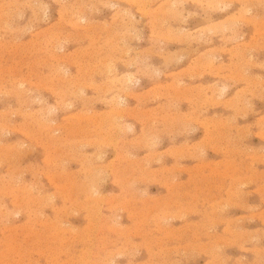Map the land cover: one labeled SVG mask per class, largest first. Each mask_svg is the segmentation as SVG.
I'll return each mask as SVG.
<instances>
[{"label":"rangeland","instance_id":"obj_1","mask_svg":"<svg viewBox=\"0 0 264 264\" xmlns=\"http://www.w3.org/2000/svg\"><path fill=\"white\" fill-rule=\"evenodd\" d=\"M258 1L0 0V264H264Z\"/></svg>","mask_w":264,"mask_h":264},{"label":"bare ground","instance_id":"obj_2","mask_svg":"<svg viewBox=\"0 0 264 264\" xmlns=\"http://www.w3.org/2000/svg\"><path fill=\"white\" fill-rule=\"evenodd\" d=\"M54 1V3H55V0H53ZM76 1V0H75ZM223 1V0H222ZM229 2H230V0H228ZM232 1V0H231ZM260 1V0H259ZM258 1V2H259ZM3 2V1H2ZM15 2H17V1H15ZM14 2V3H15ZM109 2V1H108ZM152 2V1H151ZM180 2V1H179ZM186 2V1H185ZM240 2V1H239ZM1 3V2H0ZM22 3V2H21ZM72 3V2H71ZM171 3H173V2H171ZM200 3V2H199ZM29 4V3H28ZM27 4V5H28ZM33 4V3H32ZM45 4V3H44ZM76 4V3H75ZM198 4V3H197ZM206 4V3H205ZM227 4V3H226ZM245 4V3H244ZM12 5V4H11ZM14 5V4H13ZM20 5V4H19ZM26 5V6H27ZM61 5H62V3H61ZM142 5V4H141ZM167 5H168V3H167ZM207 5V4H206ZM260 5V4H259ZM25 6V7H26ZM53 6V5H52ZM78 6V5H77ZM115 6V5H114ZM173 6V5H172ZM219 6V5H218ZM223 6V5H222ZM264 6V5H263ZM9 7V6H8ZM15 7V6H14ZM22 7V6H21ZM29 7H30V4H29ZM45 7V6H44ZM107 7V6H106ZM181 7H182V5H181ZM67 8V7H66ZM95 8V7H94ZM93 8V9H94ZM183 8V7H182ZM205 8V7H204ZM1 9V8H0ZM6 9V8H5ZM47 9V8H46ZM45 9V10H46ZM63 9H65V8H63ZM32 10V9H31ZM76 10V9H75ZM99 10V9H98ZM97 10V11H98ZM218 10V9H217ZM64 11V10H63ZM69 11V10H68ZM79 11V10H78ZM84 11V10H83ZM161 11V10H160ZM240 11V10H239ZM239 11H238V14H239ZM11 12V11H10ZM10 12H9V15H10ZM59 12V11H58ZM71 12V11H70ZM77 12V11H76ZM122 12V11H121ZM149 12V11H148ZM169 12V11H168ZM196 12V11H195ZM69 13V12H68ZM74 13V12H73ZM99 13V12H98ZM124 13V12H123ZM122 13V14H123ZM164 12H162V14H163ZM170 13H173V12H170ZM192 13V12H191ZM246 13V12H245ZM66 14V13H65ZM263 14V13H262ZM126 15V14H125ZM188 15V14H187ZM204 15V14H203ZM244 15V14H243ZM253 15V14H252ZM85 16V15H84ZM116 16V15H115ZM147 16V15H146ZM260 16V15H259ZM14 17V16H13ZM34 17V16H33ZM61 17V16H60ZM72 17V16H71ZM163 17H164V14H163ZM169 17V16H168ZM238 17V16H237ZM254 17V16H253ZM59 18V17H58ZM162 18V17H161ZM184 18V17H183ZM230 18V17H229ZM1 19V18H0ZM13 19V18H12ZM114 19V18H113ZM232 19V18H231ZM238 19V18H237ZM37 20V19H36ZM35 20V21H36ZM40 20V19H39ZM78 20V19H77ZM96 20V19H95ZM158 20V19H157ZM175 20V19H174ZM233 20V19H232ZM254 20V19H253ZM47 21V20H46ZM61 21V20H60ZM0 22H2V21H0ZM3 22H4V18H3ZM21 22V21H20ZM64 22V21H63ZM88 22V21H87ZM121 22V21H120ZM173 22V21H172ZM32 23V22H31ZM89 23V22H88ZM102 23V22H101ZM163 23V22H162ZM261 23V22H260ZM69 24V23H68ZM116 24V23H115ZM262 24V23H261ZM264 24V23H263ZM262 24V25H263ZM5 25H6V23H5ZM4 25V26H5ZM111 25V24H110ZM120 25V24H119ZM11 26V25H10ZM58 26V25H57ZM133 26V25H132ZM234 26V25H233ZM5 27H7V26H5ZM97 28H98V26H96ZM122 27H124L123 26V24H122ZM10 28V27H9ZM31 28V27H30ZM70 28H71V26H70ZM80 28V27H79ZM217 28V27H216ZM223 28H224V26H223ZM23 29H25V28H23ZM84 29V28H83ZM88 29V28H87ZM116 29V28H115ZM85 30H86V28H85ZM113 30V29H112ZM183 30V29H182ZM194 30V29H193ZM203 30V29H202ZM92 31V30H91ZM126 31V30H125ZM264 31V30H263ZM13 32V31H12ZM11 32V33H12ZM123 32V31H122ZM121 32V33H122ZM167 32V31H166ZM172 32V31H171ZM203 32V31H202ZM210 32V31H209ZM224 32V31H223ZM20 33V32H19ZM18 33V34H19ZM56 33V32H55ZM92 33V32H91ZM108 33H110V32H108ZM151 33V32H150ZM149 33V34H150ZM176 33V32H175ZM207 33V32H206ZM8 34V33H7ZM33 34V33H32ZM95 34V33H94ZM236 34V33H235ZM75 35H76V32H75ZM105 35H107V34H105ZM114 35V34H113ZM200 35V34H199ZM96 36V35H95ZM123 37V36H122ZM157 37L158 38H161V37H159L158 35H157ZM2 38V37H1ZM58 38V37H57ZM93 38V37H92ZM133 38V37H132ZM227 38V37H226ZM235 38V37H234ZM260 38V37H259ZM66 39V38H65ZM117 39V38H116ZM170 39V38H169ZM173 39V38H172ZM41 40V39H40ZM50 40V39H49ZM75 40V39H74ZM132 40V39H131ZM137 40V39H136ZM222 40V39H221ZM230 40V39H229ZM228 40V41H229ZM14 41V40H13ZM35 41V40H34ZM67 41V40H66ZM110 41V40H109ZM126 41V40H125ZM130 41V40H129ZM138 41V40H137ZM150 41V40H149ZM173 41H174V39H173ZM180 41V40H179ZM48 42V41H47ZM76 42V41H75ZM184 42V41H183ZM65 43V42H64ZM91 43V42H90ZM89 43V44H90ZM167 43V42H166ZM179 43V42H178ZM22 44V43H21ZM4 45V44H3ZM23 45H25V44H23ZM52 45H54V44H52ZM114 45V44H113ZM128 45V44H127ZM14 46H15V44H14ZM13 46V47H14ZM55 46V45H54ZM61 46V45H60ZM89 46V45H88ZM117 46V45H116ZM4 47V46H3ZM14 48H16V47H14ZM26 48V47H25ZM56 48V47H55ZM102 48V47H101ZM115 48V47H114ZM124 48V47H123ZM4 49V48H3ZM40 49V48H39ZM106 49V48H105ZM119 49V48H118ZM160 49V48H159ZM162 49V48H161ZM207 49V48H206ZM19 50V49H18ZM23 50V49H22ZM25 50V49H24ZM55 50V49H54ZM153 50V49H152ZM192 50V49H191ZM7 51V50H6ZM26 51H27V49H26ZM33 51V50H32ZM90 51V50H89ZM106 51V50H105ZM160 51V50H159ZM16 52V51H15ZM30 52V51H29ZM35 52V51H34ZM104 52V51H103ZM126 52V51H125ZM139 52H140V50H139ZM145 52V51H144ZM174 52V51H173ZM189 52V51H188ZM205 52V51H204ZM203 52V53H204ZM211 52V51H210ZM44 53V52H43ZM81 53V52H80ZM79 53V54H80ZM117 53V52H116ZM121 53V52H120ZM178 53H180V52H178ZM31 54V53H30ZM49 54V53H48ZM52 54V53H51ZM126 54V53H125ZM153 54V53H152ZM171 54V53H170ZM69 55V54H68ZM83 55V54H82ZM87 55H89V54H87ZM110 55V54H109ZM149 55V54H148ZM162 55V54H161ZM184 55V54H183ZM50 56V55H49ZM168 56V55H167ZM88 57V56H87ZM91 57V56H90ZM179 57V56H178ZM132 58V57H131ZM136 58V57H135ZM169 58V57H168ZM182 58V57H181ZM2 59V58H1ZM104 59V58H103ZM133 59V58H132ZM166 59V58H165ZM5 60V59H4ZM8 60V59H7ZM24 60V59H23ZM40 60V59H39ZM66 60V59H65ZM105 60V59H104ZM108 60V59H107ZM112 60V59H111ZM114 60V59H113ZM137 60V59H136ZM143 60V59H142ZM249 60H250V58H249ZM21 61V60H20ZM141 61V60H140ZM145 61V60H144ZM211 61V60H210ZM221 61V60H220ZM110 62V61H109ZM35 63V62H34ZM43 63V62H42ZM248 63V62H247ZM14 64H16V63H14ZM22 64V63H21ZM31 64H32V62H31ZM12 66V65H11ZM10 66V67H11ZM23 66V65H22ZM41 66V65H40ZM44 66V65H43ZM252 66V65H251ZM108 67H109V65H108ZM53 68V67H52ZM214 68V67H213ZM218 68V67H217ZM5 69V68H4ZM3 69V70H4ZM34 69V68H33ZM54 69V68H53ZM152 69V68H151ZM63 70V69H62ZM98 70V69H97ZM118 70V69H117ZM137 70V69H136ZM196 70V69H195ZM13 71V70H12ZM35 71V70H34ZM39 71V70H38ZM82 71V70H81ZM116 71V70H115ZM154 71V70H153ZM16 72V71H15ZM90 72V71H89ZM96 73V72H95ZM144 73V72H143ZM27 74V73H26ZM41 74V73H40ZM98 74V73H97ZM157 74V73H156ZM242 74V73H241ZM7 75V74H6ZM12 75V73L10 74V76ZM124 75V74H123ZM227 76V75H226ZM35 77V76H34ZM151 77V76H150ZM113 78V77H112ZM129 78V77H128ZM190 78V77H189ZM193 78V77H192ZM240 78V77H239ZM1 79H3L2 77H1ZM21 79V78H20ZM30 79V78H29ZM59 79V78H58ZM131 79V78H130ZM130 79H129V81H130ZM154 79V78H153ZM4 80V79H3ZM135 80V79H134ZM190 80V79H189ZM242 80V79H241ZM22 81V80H21ZM90 81V80H89ZM137 81V80H136ZM11 83V82H10ZM130 83V82H129ZM174 83V82H173ZM178 83V82H177ZM119 84V83H118ZM183 84V83H182ZM31 85V84H30ZM48 85V84H47ZM77 85V84H76ZM96 85V84H95ZM135 85V84H134ZM22 86H23V84H22ZM21 86V87H22ZM37 86V85H36ZM111 86H112V84H111ZM19 87V86H18ZM43 87V86H42ZM131 87V86H130ZM222 87H223V85H222ZM106 89H108V88H106ZM224 89H226V88H224ZM247 89V88H246ZM24 90V89H23ZM174 90V89H173ZM222 90V89H221ZM20 91V90H19ZM95 91V90H94ZM80 92V91H79ZM191 92V91H190ZM211 92V91H210ZM102 93H103V91H102ZM119 93V92H118ZM121 93V92H120ZM220 93V92H219ZM235 93V92H234ZM5 94V93H4ZM25 94V93H24ZM105 94V93H104ZM251 94V93H250ZM21 95V94H20ZM63 95V94H62ZM178 95V94H177ZM17 96V95H16ZM19 96V95H18ZM161 96V95H160ZM181 96V95H180ZM223 96V95H222ZM154 97V96H153ZM26 98V97H25ZM155 98V97H154ZM156 98H157V96H156ZM41 99H42V97H41ZM117 99L119 100L120 98H118L117 97ZM188 99V98H187ZM82 100V99H81ZM100 100V99H99ZM108 100V99H107ZM128 100V99H127ZM1 101V100H0ZM41 101V100H40ZM112 101V100H111ZM122 101V100H121ZM228 101V100H227ZM7 102V101H6ZM44 102V101H43ZM225 102V101H224ZM24 103V102H23ZM32 103V102H31ZM92 103V102H91ZM124 103V102H123ZM20 104V103H19ZM89 104V103H88ZM170 104V103H169ZM167 105V104H166ZM174 105V104H173ZM20 106V105H19ZM169 106V105H168ZM201 106V105H200ZM64 107V106H63ZM17 108H19V107H17ZM176 109V108H175ZM46 110V109H45ZM50 110V109H49ZM153 111V110H152ZM13 112V111H12ZM49 112V111H48ZM15 113V112H14ZM16 114V113H15ZM19 114H21V113H19ZM120 114V113H119ZM9 115H11V114H9ZM5 116V115H4ZM109 116V115H108ZM183 117H184V115H183ZM24 118V117H23ZM49 118V117H48ZM80 118V117H79ZM127 118V117H126ZM132 118V117H131ZM106 119V118H105ZM181 119V118H180ZM185 119H186V117H185ZM191 119V118H190ZM261 119V118H260ZM16 120V119H15ZM25 120V119H24ZM94 121V120H93ZM202 121V120H201ZM2 122V121H1ZM200 122V121H199ZM77 123V122H76ZM94 124H95V122H93ZM101 123V122H100ZM99 123V124H100ZM116 123V122H115ZM204 123V122H203ZM118 124V123H117ZM219 124V123H218ZM97 125V124H96ZM230 125V124H229ZM5 126V125H4ZM94 126V125H93ZM17 127V126H16ZM125 128L127 127V126H124ZM222 128V127H221ZM24 129V128H23ZM54 129V128H53ZM108 129V128H107ZM185 129V128H184ZM51 130V129H50ZM122 130V129H121ZM0 131H3V130H0ZM17 131V130H16ZM91 131V130H90ZM37 132V131H36ZM94 132H97V131H94ZM123 132V131H122ZM126 132V131H125ZM153 132V131H152ZM120 133V132H119ZM1 134V133H0ZM94 134V133H93ZM44 135V134H43ZM53 137V136H52ZM150 137H152V136H150ZM106 138V137H105ZM115 138V137H114ZM20 139V138H19ZM64 139V138H63ZM12 141V140H11ZM63 141V140H62ZM104 141V140H103ZM13 142V141H12ZM99 143V142H98ZM80 146V145H79ZM90 146V145H89ZM147 146V145H146ZM1 147V146H0ZM4 147V146H3ZM5 147H7V146H5ZM9 147V146H8ZM15 147V146H14ZM139 147V146H138ZM70 148V147H69ZM141 148V147H140ZM22 149V148H21ZM20 150V149H19ZM18 150V151H19ZM245 150V149H244ZM24 151V150H23ZM53 151V150H52ZM229 151V150H228ZM236 152V151H235ZM234 152V153H235ZM14 153V152H13ZM50 153V152H49ZM64 153V152H63ZM99 155V154H98ZM237 156V155H236ZM20 157V156H19ZM3 158V157H2ZM2 158H0V159H2ZM247 158V157H246ZM250 158V157H249ZM58 159V158H57ZM9 161H10V159H9ZM7 162V161H6ZM13 162H14V160H13ZM12 162V163H13ZM19 162V161H18ZM44 162V161H43ZM68 162V161H67ZM2 163V162H1ZM77 163V162H76ZM79 163H81V162H79ZM253 163V162H252ZM52 164V163H51ZM81 164H83V163H81ZM13 165V164H12ZM139 165V164H138ZM229 165V164H228ZM8 166H10V165H8ZM27 166V165H26ZM37 166V165H36ZM55 166V165H54ZM59 166V165H58ZM25 167V166H24ZM33 167V166H32ZM62 167V166H61ZM26 168V167H25ZM28 168V167H27ZM30 168V167H29ZM63 168V167H62ZM103 168V167H102ZM126 168V167H125ZM233 168H234V166H233ZM5 169V168H4ZM87 169V168H86ZM89 170V169H88ZM246 170V169H245ZM37 171V170H36ZM234 171V170H233ZM10 172V171H9ZM210 172V171H209ZM17 173V172H16ZM21 173V172H20ZM32 173V172H31ZM123 173V172H122ZM7 174V173H6ZM72 174V173H71ZM79 174V173H78ZM115 174V173H114ZM189 174V173H188ZM45 177V176H44ZM64 177V176H63ZM36 178V177H35ZM46 178V177H45ZM71 178V177H70ZM75 178V177H74ZM2 179V178H1ZM6 179V178H5ZM15 179V178H14ZM47 179V178H46ZM18 180V179H17ZM3 181V180H2ZM48 181V180H47ZM14 182V181H13ZM97 182V181H96ZM223 182V181H222ZM232 184V183H231ZM0 185H2V184H0ZM16 185V184H15ZM36 186V185H35ZM35 188V187H34ZM44 188V187H43ZM64 188H66V187H64ZM91 188H93V187H91ZM60 189V188H59ZM62 189V188H61ZM221 189V188H220ZM38 190V189H37ZM85 191V190H84ZM1 192V191H0ZM29 192V191H28ZM37 192H39V191H37ZM231 192V191H230ZM94 193V192H93ZM195 193V192H194ZM38 194V193H37ZM53 194V193H52ZM95 194H96V192H95ZM223 194V193H222ZM233 194V193H232ZM12 195V194H11ZM16 195H17V193H16ZM106 198V197H105ZM84 199V198H83ZM86 199V198H85ZM50 200V199H49ZM68 200V199H67ZM42 201V200H41ZM11 202H13V201H11ZM35 202V201H34ZM24 203V202H23ZM28 203V202H27ZM12 204V203H11ZM19 205V204H18ZM43 205V204H42ZM12 206V205H11ZM37 206V205H36ZM70 206V205H69ZM98 206V205H97ZM43 207H45V206H43ZM1 208V207H0ZM3 208V207H2ZM35 208V207H34ZM97 208V207H96ZM64 209V208H63ZM5 210V209H4ZM1 211V210H0ZM2 213V212H1ZM8 214V213H7ZM30 214V213H29ZM114 214V213H113ZM4 215V214H3ZM11 215V214H10ZM9 215V216H10ZM28 215V214H27ZM55 215V214H54ZM33 217V216H32ZM53 217V216H52ZM114 218V217H113ZM35 219H36V217H35ZM58 219V218H57ZM112 219V218H111ZM49 220H50V218H49ZM34 222V221H33ZM32 223V222H31ZM61 223V222H60ZM39 224V223H38ZM28 226V225H27ZM33 226V225H32ZM58 227V226H57ZM28 228V227H27ZM35 229V228H34ZM49 229V228H48ZM56 229V228H55ZM138 229V228H137ZM39 230V229H38ZM35 231V230H34ZM224 232V231H223ZM33 233V232H32ZM34 234H35V232H34ZM43 234V233H42ZM97 234V233H96ZM128 234V233H127ZM229 234V233H228ZM234 235V234H233ZM254 235H256V234H254ZM30 238V237H29ZM11 239H13V238H11ZM75 239V238H74ZM253 240V239H252ZM42 241V240H41ZM24 242V241H23ZM27 242V241H26ZM259 242V241H258ZM226 244V243H225ZM59 245V244H58ZM62 245V244H61ZM209 246H211V245H209ZM138 247V246H137ZM6 250V249H5ZM109 250V249H108ZM29 252V251H28ZM19 253V252H18ZM38 253H39V251H38ZM41 253H42V251H41ZM60 254V253H59ZM66 254V253H65ZM95 255V254H94ZM24 256V255H23ZM39 256V255H38ZM42 256V255H41ZM109 256V255H108ZM108 256H106V257H108ZM111 256V255H110ZM105 257V258H106ZM7 258V257H6ZM30 258V257H29ZM29 258H28V260H29ZM0 259H1V257H0ZM5 259V258H4ZM20 259V258H19ZM36 259V258H35ZM90 260V259H89ZM110 261V260H109ZM73 262V261H72ZM107 262V261H106ZM105 262V263H106Z\"/></svg>","mask_w":264,"mask_h":264}]
</instances>
